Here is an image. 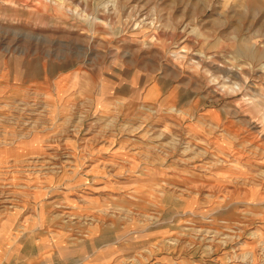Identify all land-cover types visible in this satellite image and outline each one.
Wrapping results in <instances>:
<instances>
[{
    "label": "rangeland",
    "instance_id": "obj_1",
    "mask_svg": "<svg viewBox=\"0 0 264 264\" xmlns=\"http://www.w3.org/2000/svg\"><path fill=\"white\" fill-rule=\"evenodd\" d=\"M25 184L108 207L120 264H264V0H0L1 212Z\"/></svg>",
    "mask_w": 264,
    "mask_h": 264
},
{
    "label": "crops",
    "instance_id": "obj_2",
    "mask_svg": "<svg viewBox=\"0 0 264 264\" xmlns=\"http://www.w3.org/2000/svg\"><path fill=\"white\" fill-rule=\"evenodd\" d=\"M63 95L66 96L65 91ZM93 154L74 155L77 168L63 170L62 176L75 172V176L84 177L89 171L87 162L96 158L99 163L108 164L113 159L112 155L101 159ZM48 157V161L53 159ZM68 186L25 184L22 187L30 190L32 199L12 201L8 211H0V264L122 262L126 246L115 241L108 207L81 204L70 195L77 186Z\"/></svg>",
    "mask_w": 264,
    "mask_h": 264
}]
</instances>
